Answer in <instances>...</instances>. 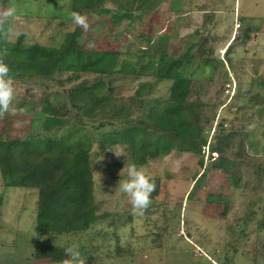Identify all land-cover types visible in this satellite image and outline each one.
Masks as SVG:
<instances>
[{
	"label": "rangeland",
	"instance_id": "rangeland-1",
	"mask_svg": "<svg viewBox=\"0 0 264 264\" xmlns=\"http://www.w3.org/2000/svg\"><path fill=\"white\" fill-rule=\"evenodd\" d=\"M0 6L17 10L7 25L13 32L9 44L22 35L26 45L59 47L76 27L71 0H8ZM104 8L108 14L79 11L90 24L82 47L120 52L118 68L163 53L189 54L184 73L192 80L190 99L201 103L207 143L197 155L175 150L136 165L160 179V190L143 215L133 214L118 187L133 164L124 144L108 141L125 125L100 110L82 115L70 106L67 91L103 80L99 92L135 118L144 117L151 102L161 106L168 99L171 80L72 71L50 80H13L16 115L0 120V139L40 146L50 168L69 166L76 151H88L95 210L87 229L40 234L38 191L6 187L0 169V264H61L56 250L70 244L79 245L85 264H264V0H104ZM89 41L94 48L86 47ZM45 99L65 105L59 124L42 110ZM216 146L234 160L235 187L210 164Z\"/></svg>",
	"mask_w": 264,
	"mask_h": 264
},
{
	"label": "trees",
	"instance_id": "trees-1",
	"mask_svg": "<svg viewBox=\"0 0 264 264\" xmlns=\"http://www.w3.org/2000/svg\"><path fill=\"white\" fill-rule=\"evenodd\" d=\"M71 1L77 12L97 9L98 13L108 14V8H104V0ZM250 35L251 27L247 26L244 33L246 42L249 41ZM82 37L83 29L76 26L64 35L59 47H47L38 43L26 45L22 43V35L12 44L0 39V56L9 65L13 80H50L54 74L63 71L100 75L147 74L157 79L171 80L168 99L161 106H158V100L151 102L144 117L133 118L128 109L123 112V107L113 103L112 97L101 94L99 89L104 85L103 80L89 86L69 89L67 99L70 106L84 116L89 117L92 112L100 110L103 116L111 114L118 118L125 128L120 134L110 137L109 144H124L135 166L144 165L150 159L164 157L175 150L195 155L201 153L207 140L203 137L204 129L199 121L201 103L190 99L192 80L184 73L185 66L192 59L189 54L173 57L163 53L157 60L123 62L121 68H118L120 52L84 49L81 44ZM235 39L236 37L232 41ZM4 53L6 55H3ZM65 109L63 103H50L46 99L42 108L50 115L49 121L54 125L60 123L58 115ZM211 152L217 156L210 164L221 170L228 183L235 187L238 179L234 160L217 146L211 147ZM72 158L69 166L57 165L50 168L46 166L47 156L40 146L32 144L29 140L0 139V169L4 185L34 188L38 191L36 229L40 234L60 235L69 233L74 227L87 229L93 223L95 206L90 196L93 182L88 166L89 152L79 149ZM203 173L193 180L189 193L193 192ZM153 178L156 189L151 194V199L155 198L160 190V179ZM64 248L59 247L56 250V258L59 261L66 258Z\"/></svg>",
	"mask_w": 264,
	"mask_h": 264
},
{
	"label": "clouds",
	"instance_id": "clouds-1",
	"mask_svg": "<svg viewBox=\"0 0 264 264\" xmlns=\"http://www.w3.org/2000/svg\"><path fill=\"white\" fill-rule=\"evenodd\" d=\"M17 10L14 6H0V39L7 40L9 35H12V29L7 25L16 16ZM73 23L82 28L85 32L90 29L88 17L77 11L70 14ZM238 17V16H237ZM21 33L17 32L16 35ZM94 42L89 41L86 44L88 49L94 48ZM3 55H6L4 53ZM11 69L0 56V120H3L8 115H16L13 108V102L16 99V89L13 79L10 76ZM17 125L19 122H15ZM117 157H122V153L115 151ZM102 159V157L100 158ZM99 159L94 160L92 163ZM127 179L119 181L118 187L121 193L127 196L128 202L131 205L133 214L143 215L144 212L151 206V194L156 189L155 179L146 174L141 168L131 165L126 171ZM65 259L61 264H85V259L81 257L78 244H70L64 248Z\"/></svg>",
	"mask_w": 264,
	"mask_h": 264
},
{
	"label": "built area",
	"instance_id": "built-area-1",
	"mask_svg": "<svg viewBox=\"0 0 264 264\" xmlns=\"http://www.w3.org/2000/svg\"><path fill=\"white\" fill-rule=\"evenodd\" d=\"M234 26H235V28L240 27V23H239V21H238V17H237V15L234 16Z\"/></svg>",
	"mask_w": 264,
	"mask_h": 264
},
{
	"label": "crops",
	"instance_id": "crops-1",
	"mask_svg": "<svg viewBox=\"0 0 264 264\" xmlns=\"http://www.w3.org/2000/svg\"><path fill=\"white\" fill-rule=\"evenodd\" d=\"M245 15H247V14H245ZM247 16H249V15H247Z\"/></svg>",
	"mask_w": 264,
	"mask_h": 264
}]
</instances>
